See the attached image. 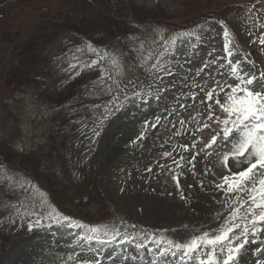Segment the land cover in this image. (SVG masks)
Instances as JSON below:
<instances>
[{
	"label": "rangeland",
	"instance_id": "obj_1",
	"mask_svg": "<svg viewBox=\"0 0 264 264\" xmlns=\"http://www.w3.org/2000/svg\"><path fill=\"white\" fill-rule=\"evenodd\" d=\"M122 1L106 8L101 0H0V154L28 177L0 166V264H81L85 259H99L101 264H181L178 258L154 256L161 245L152 241L163 236L188 242L204 232L218 234L231 208L239 206L232 204L236 193L226 197L215 187L224 175L247 164L242 157L239 167L226 168L223 159L239 138L237 134L224 141L217 121L226 114L215 101L224 103L230 88L224 93L217 89L211 101L205 96L217 83L234 82L229 61L239 65L240 75L264 84L259 80L264 73V0ZM209 14L223 23L188 22ZM110 20L115 40L105 32ZM137 22L142 23L135 32ZM173 27L184 31L178 35ZM132 34L150 41V46L139 53L135 47L126 57L120 52L133 46ZM161 35L167 44L158 39ZM89 36L105 41V46L81 42ZM88 44L104 54L103 66L124 89L119 93L122 106L110 115L104 105L112 97L98 82L99 68L86 73L71 67L77 60L80 65L96 58L87 51ZM157 48L158 54L167 49L153 62L158 68H146L145 57ZM257 50L262 54L253 55ZM77 79L80 83L72 85ZM252 88L260 90L256 82ZM51 131L54 150L46 143ZM217 133L215 144L205 149ZM192 154L198 156L195 171L188 163ZM181 156L183 166L178 167L174 161ZM229 160L234 164L236 157L229 155ZM19 202L24 208L26 203L34 206L41 215L64 209L74 222L89 228L115 227L122 235L109 240L102 230L95 234L97 239L85 241L87 229L53 221L30 230L28 222L39 217L23 213ZM235 231L239 235V229ZM124 234L134 240L121 244ZM149 234L152 240L137 250L135 243ZM249 239L241 253L246 264L264 261V252L256 251L264 249V232L249 233Z\"/></svg>",
	"mask_w": 264,
	"mask_h": 264
},
{
	"label": "snow or ice",
	"instance_id": "obj_2",
	"mask_svg": "<svg viewBox=\"0 0 264 264\" xmlns=\"http://www.w3.org/2000/svg\"><path fill=\"white\" fill-rule=\"evenodd\" d=\"M224 35L225 37L229 35L227 29H225ZM158 39L163 41L164 44L169 42L162 35ZM152 43L155 44L156 39H153ZM260 43L264 45V36L260 37ZM137 44L139 51L147 49V40L140 39L137 41ZM171 44L175 47V37L171 39ZM224 50L229 56L231 55L227 42L224 45ZM79 51L77 49V52ZM87 51L96 56L95 59H91L87 67L89 69L99 68L100 77L98 78V82L105 86L104 91L112 97L104 105L105 111L110 115L122 106L119 101V93H122L124 89L120 88L117 81L110 74V71L103 66L105 63L104 54L99 53L98 49L91 44L87 45ZM165 51L167 49H164L158 55L163 56ZM152 58L151 51H149L143 62L147 63ZM210 63L215 64L216 60H212ZM111 64L113 67L116 66L117 62L114 58L111 60ZM71 67L73 69L79 67V61L77 60V63L72 64ZM151 67L156 69L158 65L152 63ZM204 67H209V63H205ZM220 67L223 68L224 64L221 63ZM229 67L231 75L235 78L234 82L224 85L217 83L206 93L205 100H213L214 95L217 94V89L219 93H224L225 88H230V92L226 93L224 103H221L219 99L215 101L226 114L224 119L220 120L217 118V121L222 125L221 131L224 141H228L237 134L239 138L233 143L234 151L231 154L226 153L223 159L225 167L231 168L233 161L229 160V155L236 157L235 163L237 165L242 163L239 158L246 157L248 166L241 171H231L230 175H224L222 181L215 184V187L217 190H222L226 197L230 193H236L237 198L232 201V204L239 206H233L231 208L230 214L221 226L218 234L214 233L210 235L208 232H204L202 235L194 236L188 242H175L171 239H164L163 236L157 238L152 242L161 246L153 253L154 256L178 258L181 264H187L188 261H194L195 264H235V261L238 259L242 261V264H246L241 253L244 250L245 244L250 242L249 233L257 235L258 233L264 232V227H259L264 226V84L257 82V78L254 76L240 75L239 65L233 61H229ZM201 71L203 70L201 69ZM76 74L79 75L80 73L77 72ZM197 75H200V72H197ZM259 80L264 81V73H260ZM108 82H111V85L115 87L117 90L116 93H113V87L108 86ZM254 82L257 83V87L260 90L252 88ZM133 95L136 94L134 93ZM125 98L127 99V97ZM181 107H184V105H181ZM208 108V118L211 120L212 105L209 104ZM104 118L106 119L107 117ZM181 123L183 122L181 121ZM208 126L207 124L204 125V127ZM152 127H155V125H152ZM96 134L98 135L99 133ZM219 135L220 133L213 135L209 143L205 144V149L212 148ZM182 147L186 152L189 150L187 145H183ZM195 147V142H193L192 148ZM170 155L168 152L164 153V156ZM197 159L198 156L192 154V160L188 161L193 171L196 168L193 161ZM183 161L184 157L181 156L179 161H174V164L182 167ZM149 171L151 170L149 169ZM173 179L177 181V187H179L178 178L173 176ZM201 184H203L202 181ZM33 187L35 186L33 185ZM245 194L247 196L246 199L244 198ZM181 198L183 199V194H181ZM32 215L38 216L39 218L28 222V228L30 230L34 227H39L42 219H51L54 223L58 224L67 222L69 228L87 229V234L83 237L85 241L97 239L95 234L102 230L109 236V240H114L117 236L122 235L115 227L111 229H101L99 227L89 228L87 225L72 221L66 215L61 216L55 209L45 215H41L39 212H34ZM237 220L242 223H237ZM237 229H239V235L236 234L235 230ZM133 240V237L124 234V239L120 243L123 244L125 241L132 242ZM150 240H152L151 234L147 235L143 242H136V249H144ZM233 241H235V244H233ZM103 242L101 241V243ZM204 249L208 250L204 251ZM90 250L94 251V249ZM148 251L152 252V249L148 248ZM256 251L264 252V249L257 247ZM69 259H73V257L70 256ZM81 264H101V261L99 259H85ZM161 264H170V261L162 260ZM254 264H264V261L257 259Z\"/></svg>",
	"mask_w": 264,
	"mask_h": 264
},
{
	"label": "trees",
	"instance_id": "obj_3",
	"mask_svg": "<svg viewBox=\"0 0 264 264\" xmlns=\"http://www.w3.org/2000/svg\"><path fill=\"white\" fill-rule=\"evenodd\" d=\"M112 20H110V22H111ZM108 28V29H107ZM79 30V28L78 27H76L75 26V31H78ZM106 31H107V33H112V32H114L115 30H114V27L112 26V22H111V25L110 26H107L106 27V29H105ZM75 33V32H74ZM34 40L32 39V40H30L29 42H33ZM31 46H33L32 44H31ZM27 48H31L30 47V45H27ZM1 155V154H0ZM2 156V155H1ZM3 157V156H2ZM4 159V158H3ZM4 160H6V159H4Z\"/></svg>",
	"mask_w": 264,
	"mask_h": 264
}]
</instances>
